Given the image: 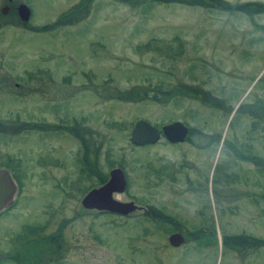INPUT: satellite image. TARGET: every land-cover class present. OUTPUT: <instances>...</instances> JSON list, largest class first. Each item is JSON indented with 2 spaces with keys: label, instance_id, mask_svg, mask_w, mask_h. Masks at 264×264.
I'll list each match as a JSON object with an SVG mask.
<instances>
[{
  "label": "rangeland",
  "instance_id": "1",
  "mask_svg": "<svg viewBox=\"0 0 264 264\" xmlns=\"http://www.w3.org/2000/svg\"><path fill=\"white\" fill-rule=\"evenodd\" d=\"M78 1L0 0L7 6L0 13V118L58 126L2 128L0 152L11 156L19 183L0 214V264H23L7 256L26 238L54 233L41 260L24 264H264V167L237 156L264 160V13L93 0L72 25L33 29ZM20 2L30 10L24 24ZM181 84L207 90L221 105L188 93L160 95L162 102L116 97L133 86ZM138 118L158 129L179 120L188 132L182 142L160 135L137 146L129 131ZM65 127L89 139L88 159L101 174L109 162L122 164L125 188L112 196L141 209L119 215L81 207L96 178L81 173L82 146ZM148 206L173 223L148 219ZM176 227L190 239L174 247L167 236ZM198 228L207 231L203 243L189 235ZM238 233L263 244L223 242Z\"/></svg>",
  "mask_w": 264,
  "mask_h": 264
},
{
  "label": "trees",
  "instance_id": "2",
  "mask_svg": "<svg viewBox=\"0 0 264 264\" xmlns=\"http://www.w3.org/2000/svg\"><path fill=\"white\" fill-rule=\"evenodd\" d=\"M93 0H79L75 5L71 6L67 10L61 12L52 22L49 24L41 25V26H35L33 27L36 31H48L54 28L72 25L75 22H78L82 19L85 13H87L89 9V5ZM124 5H128L131 7H141L142 9H146L151 7L153 4H181V5H187V6H195L200 8H206V9H215L222 12H240L248 16H252L253 14L258 13H264V2L259 1H245V2H238V3H230L227 0H116ZM15 14V11L12 10ZM16 15V14H15ZM20 23V20L18 21ZM6 22H2L4 24ZM24 24V23H23ZM171 88H162L161 86L157 85L153 88L151 87H144V86H133L129 89H125L122 91L117 92V98L121 100H150L155 102H162L160 98H158L160 95L165 97V101H167V98L170 97L173 94H177V96H182L184 93L191 94L193 97L201 101L202 103L206 104L209 103L212 105V107H218L221 105L220 101H216L213 96H211L210 92L207 90L202 89L199 86L195 85H189V84H181L178 86H175L173 89ZM152 89V90H150ZM154 93H150V91H153ZM155 92L159 93L157 96ZM164 102V101H163ZM76 125V123H74ZM26 129L27 128H35L36 124L31 122H26ZM66 131L73 134L78 140L79 143L82 146L83 152L81 154L80 163H81V173H84L86 176H94L96 178V184L103 183L106 179V174H101L98 171V168L96 166V162H90L88 159V153H89V144L88 140L86 138H83V134L76 130L75 128L71 127H65L63 128ZM219 138V137H218ZM90 142V141H89ZM95 155V153H94ZM240 159L249 161L253 164H259L261 162L260 159H258L256 156H253L252 154H238L237 155ZM264 165V163H263ZM111 162H109V167H111ZM117 166L122 168V164L119 162L117 163ZM84 189V191H86ZM149 210V213H144V216H146L148 219L154 220V221H163V222H171L173 223V219L169 216L165 215L162 211L156 209L154 212L150 210V207L147 208ZM97 214L101 213H108L105 211H95ZM111 214V213H108ZM151 215V216H150ZM174 229H177L174 228ZM207 231L204 230V228H198L197 230L190 232L189 235L191 237L198 241L199 243L202 241L203 235H206ZM57 236V233L46 235L42 238L40 236H33L24 239L19 247L18 250H16L12 255H8L7 257L15 261L16 263H20L23 261V264L25 261L33 260V262L37 260H41L42 254L41 250L45 249L50 241L54 240ZM232 237L231 236H225L223 237V242L226 241L227 243H230ZM203 243V242H201ZM264 243V241H263ZM25 258V259H24ZM21 264V263H20Z\"/></svg>",
  "mask_w": 264,
  "mask_h": 264
},
{
  "label": "water",
  "instance_id": "3",
  "mask_svg": "<svg viewBox=\"0 0 264 264\" xmlns=\"http://www.w3.org/2000/svg\"><path fill=\"white\" fill-rule=\"evenodd\" d=\"M6 5H2L0 13H5ZM18 18L27 22L29 7L20 2L15 7ZM187 132V127L179 120L162 124L159 130L147 120L138 118L134 120L129 131V140L132 144L140 146L156 142L160 136L170 142H182ZM125 188V179L120 167L115 166L109 169L107 179L100 185L84 192L80 198V205L86 210L106 211L109 213L127 215L135 210L141 209L133 201H121L112 196L113 193H121ZM15 184L5 169H0V211L9 207L14 198ZM184 241L183 236L178 232L170 233L167 242L170 246H178ZM2 253H0V259Z\"/></svg>",
  "mask_w": 264,
  "mask_h": 264
},
{
  "label": "flooded vegetation",
  "instance_id": "4",
  "mask_svg": "<svg viewBox=\"0 0 264 264\" xmlns=\"http://www.w3.org/2000/svg\"><path fill=\"white\" fill-rule=\"evenodd\" d=\"M23 23H26V22H23ZM14 85L16 86L17 85V83L15 82L14 83ZM6 86V83H4V75H2V74H0V89H2V88H4ZM255 106V105H254ZM7 120V121H6ZM6 120L5 119H1L0 118V133H4V131L2 130V128L3 127H5V125L6 126H8V130H9V132L11 133L12 131L14 132V133H22V132H24L25 130H26V125H25V123H23V120H18V118H16V117H14L12 120H10V119H8V118H6ZM16 121H18V122H16ZM11 123V124H10ZM46 122H35V124L37 125L36 126V128L39 130V129H43L42 127H41V125L42 124H45ZM46 126H47V129L48 130H56L57 128H58V126H57V124L55 123V124H53V123H47V124H45ZM47 130V131H48ZM187 132H188V130H187ZM187 132H186V134H187ZM186 136V135H185ZM184 139H185V137H184ZM184 139H183V141H184ZM175 143H178V142H175ZM241 160H243V159H241ZM263 163H264V160L262 161L261 160V162L259 163L262 167H264V165H263ZM13 165H12V160H11V156L9 155V153H3V152H0V169H5V170H7L8 172H9V174H10V176H11V178H12V180H13V182H14V184H15V187H16V189H15V192H14V198H13V202H14V200H15V197H16V193H17V190H18V179H17V177L15 176V174H13V173H11V171H10V168H12L13 169ZM115 167V166H114ZM110 168H112V167H110ZM109 168V169H110ZM109 169H108V171H109ZM14 170V169H13ZM124 175V174H123ZM107 177H108V172H107ZM107 177H106V179H107ZM105 179V180H106ZM100 184H102V183H100ZM100 184H96L95 186H98V185H100ZM95 186H91L90 188H92V187H95ZM90 188H88L87 190H89ZM86 190V191H87ZM85 191V192H86ZM12 202V203H13ZM12 205V204H11ZM10 205V206H11ZM9 206V207H10ZM9 207H7V208H5L4 210H1L0 211V214L3 212V211H5L6 209H8ZM148 207H150V210L152 211V212H154L155 210H156V208L155 207H153V206H148ZM147 207V208H148ZM95 211V210H94ZM145 212L149 215V214H151V213H149V210H145ZM151 216V215H150ZM173 232H178V233H180L182 236H183V239H184V241L185 240H188V239H190L189 237L187 238L186 237V232L183 230V228L182 227H177V229H174L171 233H173ZM170 234V233H169ZM231 237H232V241H231V243H233L234 244V247H236V248H244V247H252V248H255V247H260V246H262L261 244H263L261 241H262V238H257V237H253V236H251V235H248V234H244V233H238V234H234V235H230ZM183 241V242H184ZM263 241H264V239H263ZM1 260V259H0Z\"/></svg>",
  "mask_w": 264,
  "mask_h": 264
}]
</instances>
